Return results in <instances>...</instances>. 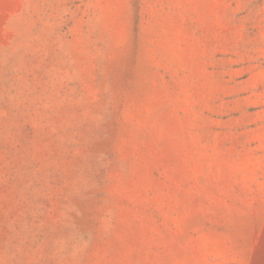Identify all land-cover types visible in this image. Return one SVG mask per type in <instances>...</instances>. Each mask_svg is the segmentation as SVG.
I'll return each instance as SVG.
<instances>
[{"label": "rangeland", "instance_id": "rangeland-1", "mask_svg": "<svg viewBox=\"0 0 264 264\" xmlns=\"http://www.w3.org/2000/svg\"><path fill=\"white\" fill-rule=\"evenodd\" d=\"M0 264H264V0H0Z\"/></svg>", "mask_w": 264, "mask_h": 264}]
</instances>
